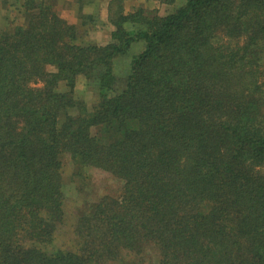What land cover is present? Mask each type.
I'll list each match as a JSON object with an SVG mask.
<instances>
[{"label": "trees", "instance_id": "16d2710c", "mask_svg": "<svg viewBox=\"0 0 264 264\" xmlns=\"http://www.w3.org/2000/svg\"><path fill=\"white\" fill-rule=\"evenodd\" d=\"M158 1H109L104 44L52 0L3 1L24 23L0 27V264H264V0ZM64 154L122 181L71 214V248L49 246Z\"/></svg>", "mask_w": 264, "mask_h": 264}, {"label": "rangeland", "instance_id": "374dc122", "mask_svg": "<svg viewBox=\"0 0 264 264\" xmlns=\"http://www.w3.org/2000/svg\"><path fill=\"white\" fill-rule=\"evenodd\" d=\"M0 0V27L11 25L12 23L23 24L24 16L22 12L10 6H6ZM9 1V0H8ZM111 0H52L53 7L60 17L68 23L76 25L79 41L82 43L95 42L104 44L109 39L112 26L107 20L108 4ZM137 6L153 11L162 15L166 13L172 6L158 0H124V11L130 12ZM138 44H133L127 53L119 55L113 59V73L117 78L125 76L128 69L130 56L139 50ZM31 84V83H30ZM38 86L39 84H31ZM59 89L63 88L59 84ZM75 97L83 100L87 109H91L96 101V92L86 84L83 76L78 75L74 83ZM75 111L74 108L69 112ZM62 180L64 192V215L66 216L62 224H60L53 235L50 247L71 248L74 242V235L71 232L72 213L75 209L82 208L85 201L97 200L100 196L109 194L113 195L118 187L122 185V181L117 176L109 172L92 167H83L78 173L75 172L72 159L68 154L62 157ZM154 256V253H152ZM104 264H120L118 261H107Z\"/></svg>", "mask_w": 264, "mask_h": 264}]
</instances>
